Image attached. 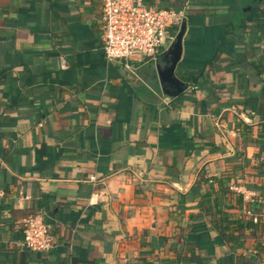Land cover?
Segmentation results:
<instances>
[{
    "label": "crops",
    "instance_id": "1",
    "mask_svg": "<svg viewBox=\"0 0 264 264\" xmlns=\"http://www.w3.org/2000/svg\"><path fill=\"white\" fill-rule=\"evenodd\" d=\"M261 1L174 0L190 8L188 89L172 96L158 75L170 46L107 59L98 0H0V264H264V233L235 251L206 199L262 216L264 72L241 64L264 60ZM35 213L50 251L24 245Z\"/></svg>",
    "mask_w": 264,
    "mask_h": 264
},
{
    "label": "built area",
    "instance_id": "2",
    "mask_svg": "<svg viewBox=\"0 0 264 264\" xmlns=\"http://www.w3.org/2000/svg\"><path fill=\"white\" fill-rule=\"evenodd\" d=\"M98 1L103 49L110 60L131 59L138 54L155 58L176 39L179 31L176 26L184 20V9L150 6L144 0ZM248 214L254 222L259 221V214L250 210ZM23 231L27 248L47 252L55 247V236L43 214L29 215L24 220Z\"/></svg>",
    "mask_w": 264,
    "mask_h": 264
},
{
    "label": "trees",
    "instance_id": "3",
    "mask_svg": "<svg viewBox=\"0 0 264 264\" xmlns=\"http://www.w3.org/2000/svg\"><path fill=\"white\" fill-rule=\"evenodd\" d=\"M144 2L150 6L156 5L155 0H144ZM158 4H160V5H157V6L172 8V9H176L178 11H181L183 9V8H181L182 6L181 7L178 6L177 3L174 2V0H161V2ZM183 6L185 7L184 10H186V8L188 7V4L185 2L183 4ZM257 7L259 8L260 12L255 17L254 21L258 27V32H259L261 30H264V0L259 2ZM189 8L190 7H188V9ZM240 12H241L240 14L242 15L243 10ZM243 14H246V13L244 12ZM180 26L181 25H177L176 30H179ZM244 26H241L240 23H238L236 28L241 27L240 32H239V35H240L239 37H241V40L239 43L244 44L245 48L247 49V46L249 44H247L248 42H246L245 36H244V33H245L244 31H245L247 26L246 27H244ZM257 54H258V49L252 48V57H255ZM244 55H245V53H244ZM263 63H264V60L261 58H258V59L249 60V61L244 62V63L242 62L241 64L247 66V68L249 69V72L251 74L260 75L261 73L264 72V66L261 67V65ZM209 64L212 65L213 63L211 62ZM188 79L192 80L193 78L188 77ZM211 180L217 181V183L220 185V191H221L223 189L222 187H224V184L228 180V178H225V177L217 178L215 176L206 175L205 172H202V174L200 175L199 182L201 184H203V183L209 184ZM255 187L260 189L262 194H261V196L257 202H253L250 205V209L254 210V211L259 208L260 204L262 206L264 205V185H256ZM212 198H214V197H211V195L206 196V199H207L208 203L211 204V207H212V203H213V213H214L215 226L219 229L222 237L227 242H230L233 245L235 251H237L239 248L245 247V245H246L245 240L248 237V233H249L248 230L250 231V233L254 237H257V239H258V235H260V232L263 235V233H264V208H262L261 211H256V212H260V214H262V216H260V218H259V221L256 223L253 221V218H251L250 220H237V219L229 218L221 210L222 205L225 201L224 195H222V196L217 195V197H215L214 199H212Z\"/></svg>",
    "mask_w": 264,
    "mask_h": 264
},
{
    "label": "water",
    "instance_id": "4",
    "mask_svg": "<svg viewBox=\"0 0 264 264\" xmlns=\"http://www.w3.org/2000/svg\"><path fill=\"white\" fill-rule=\"evenodd\" d=\"M255 3H250L246 9H251ZM187 30V22L182 21L176 39L164 54V62H158V75L169 95L178 96L188 89V82L177 74L179 62L183 54V39ZM161 60V59H160Z\"/></svg>",
    "mask_w": 264,
    "mask_h": 264
}]
</instances>
